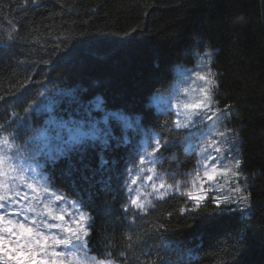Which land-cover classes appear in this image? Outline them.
I'll return each mask as SVG.
<instances>
[{
    "label": "trees",
    "instance_id": "1",
    "mask_svg": "<svg viewBox=\"0 0 264 264\" xmlns=\"http://www.w3.org/2000/svg\"><path fill=\"white\" fill-rule=\"evenodd\" d=\"M205 50L215 73L214 99L233 112L248 204L243 211L232 203L218 208L208 197L187 211L193 202L172 192L138 210L127 185L140 138L120 131L107 146L82 141L47 161L45 170L53 187L91 214L87 246L98 259L264 264L260 0H0V136L37 135L52 113L98 102L168 140L166 164L175 157L187 172L195 159L185 151V130L175 127L173 109L158 110L150 99L169 88L177 64L193 65Z\"/></svg>",
    "mask_w": 264,
    "mask_h": 264
},
{
    "label": "rangeland",
    "instance_id": "2",
    "mask_svg": "<svg viewBox=\"0 0 264 264\" xmlns=\"http://www.w3.org/2000/svg\"><path fill=\"white\" fill-rule=\"evenodd\" d=\"M175 77L170 84L169 88L165 92H157L152 95L150 101L151 104L158 110H170L173 109L176 115V121L178 119L183 120V114L188 111H198L199 115L195 118L200 121L198 125V134L195 137H189L187 130H185V136L183 141L185 151L194 155V166L189 171H184L183 168L175 163V157L171 158L166 164V156L161 149L163 155L153 164L146 163L145 165H139V160L136 167L130 174L128 183L131 191L129 195L132 198L139 197V202L144 204V209L150 206L157 198H161L169 193L177 192L184 194L187 197L188 191H197L199 188V181L196 186L192 184V180L195 178L194 169H200L201 175L203 174V168L201 167L200 158L204 157H219V161H213V163H220L230 169L228 174L218 176L215 181L209 182L204 186L209 188L207 193L208 197L214 199V197L228 196L236 204L237 208H244L248 204V192L246 177L240 172L241 156L239 154V147L237 148V134L236 127L232 124V114L229 106H220L214 99L215 88V73L211 66V58L208 50H205L202 55H198L193 65H187L179 63L175 66ZM204 77V79H201ZM161 99L162 104L157 103V100ZM95 104H83L81 107L75 109L65 110L61 113H52L47 121L43 124L45 126L40 127L36 133H31L28 136L19 135L18 131L5 133L0 136L16 135L15 143L21 146V149L32 156V159L25 161V167L29 165L37 167V172L33 174L28 173L30 179L34 177L39 186L47 187L51 192L65 197L63 201L54 202L53 207L59 212L61 208L66 209L65 221L66 226L75 228L73 220L77 219V215H73L76 212L77 199L68 197L63 191L53 187L47 178V172L45 170V163L53 159L58 158V149L64 147V141L69 138L70 130H79L87 133H95L96 139H92L90 136L85 137L86 140H98L103 142L105 137L104 131H110L112 135H118L121 131L124 133L126 139L140 138L142 142V155L146 156L153 151L155 141L160 139L156 132L146 130L144 126H136L135 122L130 120L131 115L125 112L115 110H105L101 104L100 108H97ZM202 104L199 110L186 109L185 105ZM118 113L122 119L117 120L111 118L110 114ZM55 123H52V122ZM125 121L131 122L132 127H126ZM95 125V128L93 127ZM97 129L99 130L97 132ZM59 133V136L57 135ZM139 133L140 135H136ZM39 137L38 139H36ZM31 138V139H30ZM109 138V137H108ZM24 139L23 141H20ZM39 147L40 152L36 154L33 149ZM74 145H72L73 147ZM220 148L221 151L217 153L216 148ZM159 155V154H158ZM51 157V158H50ZM140 157V158H141ZM139 158V159H140ZM240 161L239 168H236L235 161ZM175 165V166H173ZM141 167L144 171H141ZM152 167L153 172H149L148 168ZM180 167V168H179ZM236 173V175H233ZM192 174V175H189ZM151 175L152 181H148L147 177ZM136 179V184H131V180ZM165 183L164 188H160V182ZM155 184L156 188L153 189L152 185ZM172 185V187H168ZM239 188L240 191L236 192L235 189ZM246 198V200H245ZM44 200L53 199L51 196H44ZM79 202V201H78ZM89 216L91 214L85 210ZM47 219V217H45ZM49 223H59L58 221L49 220ZM56 231V230H53ZM88 247V246H87ZM60 251H68L67 249L59 248ZM90 257H96L89 252ZM97 258V257H96ZM68 264H80L79 259L74 257L67 258ZM97 260H103L98 259ZM113 264L115 263L111 260ZM3 262L0 260V264Z\"/></svg>",
    "mask_w": 264,
    "mask_h": 264
},
{
    "label": "snow or ice",
    "instance_id": "3",
    "mask_svg": "<svg viewBox=\"0 0 264 264\" xmlns=\"http://www.w3.org/2000/svg\"><path fill=\"white\" fill-rule=\"evenodd\" d=\"M201 79H204V77H201ZM157 103L162 104L163 101L158 99ZM96 107L100 108V104H97ZM184 107L199 110L202 104L185 105ZM26 111H29V109H26ZM197 115H199L198 111L185 112L183 114L184 119H178L175 122V127L187 130V135L190 138L195 137L198 134L200 123L195 118ZM110 116L113 119H122L118 113H112ZM125 125L129 128L132 127L131 122L125 121ZM3 127V125H0V129H3ZM93 127L95 128V125ZM57 135L59 136V133ZM103 135L105 137L103 143L107 146L111 132L104 131ZM88 136L92 139L97 138L95 133L70 130L69 138L64 141L65 146L58 149V154L64 155L71 151L72 145L82 143L83 139ZM16 138V135L0 138V260L4 264H68L67 258L74 257L79 259L80 264H113L110 259L97 260L96 257L89 256L87 245L93 224L89 214L82 210V202H74L77 204V208L73 215L78 214L77 219L73 220L76 227L72 228L64 224L66 209L61 208L57 212L53 207V203L63 201L65 197L51 192L47 187L39 186L34 177L29 178L28 173L35 174L37 167L31 165L25 167V161L33 157L15 143ZM112 138L115 139V137ZM168 145V140L164 138L157 139L153 151L141 157L139 165L155 163L163 155L161 149H167ZM33 151L39 154L40 149L37 146ZM215 151L219 153L221 149L217 147ZM219 159V157L214 156H201L200 163L203 174L201 175L200 169H194L195 178L192 180V184L195 187L197 181H199V188L197 191L187 192L188 199L193 202L191 207L186 208L187 211L199 209L201 204L208 199L207 193L210 189L206 188L205 184L215 181L218 176H226L230 171L228 167L218 162L213 163V161H219ZM107 163L108 161L102 159L101 167H104ZM234 166L239 168L240 161L236 160ZM140 170L144 171V168L141 167ZM148 171L153 172L154 169L149 167ZM233 175H236V173H233ZM147 180L152 181L153 177L149 175ZM130 183L135 185L136 179H132ZM152 187L155 189L156 185L153 184ZM159 187L164 188L165 183L161 181ZM168 187H172V185H168ZM235 191L239 192L240 189L237 187ZM44 196H51L53 199L44 200ZM214 199L218 208L222 204L234 202L228 196H217ZM130 203L134 208L144 210V204L139 202L138 196L132 198ZM240 210L243 211V209ZM124 211L128 212L129 208L125 207ZM49 220L58 221L59 223H49ZM160 227H163V225H160ZM59 248L68 251L57 250Z\"/></svg>",
    "mask_w": 264,
    "mask_h": 264
},
{
    "label": "water",
    "instance_id": "4",
    "mask_svg": "<svg viewBox=\"0 0 264 264\" xmlns=\"http://www.w3.org/2000/svg\"><path fill=\"white\" fill-rule=\"evenodd\" d=\"M261 20L264 29V0H260Z\"/></svg>",
    "mask_w": 264,
    "mask_h": 264
}]
</instances>
